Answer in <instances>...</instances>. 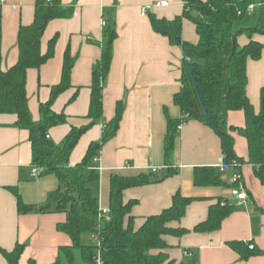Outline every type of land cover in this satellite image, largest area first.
Masks as SVG:
<instances>
[{
  "label": "crops",
  "instance_id": "1",
  "mask_svg": "<svg viewBox=\"0 0 264 264\" xmlns=\"http://www.w3.org/2000/svg\"><path fill=\"white\" fill-rule=\"evenodd\" d=\"M47 1V0H46ZM168 1L169 7L150 13L172 20L182 14L183 0H60L65 8L73 9L69 19L52 21L43 36L41 49L48 51L49 42L57 37L54 57L38 70L27 75V96L31 117L41 119V105L49 102L53 87L62 81L65 56L68 53L75 65L71 73V88L61 94L53 104L56 114L68 118L65 125L49 131V138L59 145L71 129L90 123L91 85L94 66L101 60L106 45L103 21L114 23L117 39L113 45L111 71L104 83L103 119L85 133L70 158V165H79L89 147L102 141L104 126L116 114L118 103L125 112L114 139L100 151V162L92 167L100 180L92 185L98 197L100 210L109 212L110 179L114 174L138 176L161 169L162 179L169 169L175 172L161 182L131 188L124 192L125 202L137 201L132 214L135 228L139 229L146 218L159 215L170 208L173 197L195 199L185 217L173 227L192 231L207 220L210 207L222 199L233 205L235 211L227 218L220 231L210 234L190 233L181 238L167 237L172 247L168 254L172 260L188 262L190 251L200 264H264V186L255 177L253 167H224L221 141L210 128L189 121L175 141L170 163L165 160L167 115L173 119L182 117L174 104V96L181 89L183 51L169 39L157 34L151 25L150 15L141 16L144 6ZM38 0H5L0 4V69L8 71L19 60L18 35L21 27L34 23ZM192 25V26H191ZM193 27V28H192ZM194 33L192 34V32ZM182 39L197 44L199 37L195 26L183 23ZM254 40L264 46V36ZM249 42L243 36L241 46ZM264 88V51L259 61L248 64L247 95L255 108L260 110V92ZM15 116L0 115V264H9L3 252L12 253L18 244L25 247L19 264H54L60 249L71 247L69 236L60 233L57 226L67 219L65 214H20L17 198L11 189L18 190L27 205H41L50 193L59 188L55 176H32L33 151L29 133L15 126ZM229 126L243 129V112H231ZM235 138L237 156L247 164V141L238 133ZM172 167V168H169ZM225 168L222 181L226 187H197L194 184L196 168ZM240 174L247 193L246 202L239 201L238 185L233 176ZM250 243L256 247V255L243 260L231 249L230 243Z\"/></svg>",
  "mask_w": 264,
  "mask_h": 264
},
{
  "label": "trees",
  "instance_id": "2",
  "mask_svg": "<svg viewBox=\"0 0 264 264\" xmlns=\"http://www.w3.org/2000/svg\"><path fill=\"white\" fill-rule=\"evenodd\" d=\"M250 7H254V13H250ZM72 16L73 9L63 7L60 0H51L50 3L38 0L34 23L21 27L19 31L18 63L8 71L0 69V115L17 118L15 126L29 133L33 167L42 171L41 176H55L59 183V188L50 193L41 205L25 204L18 190L11 189L17 198L19 213L66 215V221L59 224L57 230L71 238L72 246L60 249L54 264H76L77 251L83 264H200L199 258L190 251L186 252L190 256L188 262L172 260L168 254L172 247L166 238L218 232L235 211L233 205L222 199L217 200L210 207L207 220L190 231L172 226L182 221L189 206L195 202V199L184 198L177 193L170 208L146 218L143 225L136 229L132 211L137 201L124 200L126 190L161 182L174 170L169 169L162 179L153 173L112 175L109 212L105 214L100 210L92 187L99 182L100 175L91 170V166L94 159L100 158L102 147L117 135L125 112L123 103L117 104L114 119L105 125L102 141L89 147L79 165H70L71 155L82 136L103 119L104 83L111 71L113 45L118 37L114 23L105 21L107 42L101 60L93 68L88 115L90 123L81 128H72L59 145L48 138L52 128L68 122L64 114H56L52 110L56 99L71 88L75 62L68 53L61 83L53 87L49 102L41 105L40 121L32 119L26 90L28 72L40 69L55 55L57 37L49 42L45 54L41 49L49 24ZM185 20L195 26L199 37L197 44L183 41ZM150 21L157 34L182 48L184 56L181 89L174 96V104L180 109L182 117L173 119L167 115L166 163H170L175 141L180 134L178 127L182 123L186 125L189 121H195L210 128L219 137L224 167L233 163L242 167L252 166L255 177L264 186V88L260 92L259 112H256L247 95L248 64L259 61L264 51V46L254 40L255 36H264V0H183L181 15L172 20L150 15ZM243 36L249 42L241 46L239 39ZM231 112L244 113L243 129L229 126L228 116ZM235 133L247 141V164L237 156ZM222 175L220 169L196 168L194 184L197 187H226ZM86 237L95 239L98 244L85 245L83 241ZM228 246L238 252L243 260L257 254L255 246L253 250L250 249V243L234 242ZM24 249L23 245L18 244L15 251L3 252V255L9 264H19Z\"/></svg>",
  "mask_w": 264,
  "mask_h": 264
},
{
  "label": "built area",
  "instance_id": "3",
  "mask_svg": "<svg viewBox=\"0 0 264 264\" xmlns=\"http://www.w3.org/2000/svg\"><path fill=\"white\" fill-rule=\"evenodd\" d=\"M48 3L51 2V0H47ZM5 3V0H0V4H4ZM166 7H169V2L168 1H161V2H157L153 5H148V6H144L142 9H141V16L143 18H147L151 12L157 10V9H162V8H166ZM254 7H250V13H254ZM106 27V22L103 21V28ZM185 126V123H182L179 127H178V130L179 132H181L183 130ZM106 129V127L104 126V130ZM49 138V137H48ZM100 162V158H96L94 159L93 163L94 165H97L98 163ZM231 166L233 167H236V168H241L242 166L237 164V163H233ZM91 170L93 171H100L101 169L97 168V167H92ZM161 169L155 167V168H152L151 169V173L153 174H157ZM225 168L222 167V172H224ZM41 170L36 168V167H33L32 169V176L33 177H38L40 174H41ZM232 183L234 185H238V188H240V194H238L237 198L239 201H242V202H246L248 200V196H247V193L245 192L244 188H243V183H242V178L240 176V174H236L233 176V179H232ZM105 214H108V212H104ZM251 250L254 249V246H251L250 247Z\"/></svg>",
  "mask_w": 264,
  "mask_h": 264
},
{
  "label": "rangeland",
  "instance_id": "4",
  "mask_svg": "<svg viewBox=\"0 0 264 264\" xmlns=\"http://www.w3.org/2000/svg\"><path fill=\"white\" fill-rule=\"evenodd\" d=\"M253 19V21H254V18H252ZM192 26V25H191ZM193 28V27H192ZM194 33V31L192 32V34ZM83 243L85 244V245H97L98 243H97V241L95 240V239H93V238H90V237H86L85 239H84V241H83ZM75 258H76V264H83V262H82V258H81V255H80V252L79 251H77L76 253H75Z\"/></svg>",
  "mask_w": 264,
  "mask_h": 264
}]
</instances>
